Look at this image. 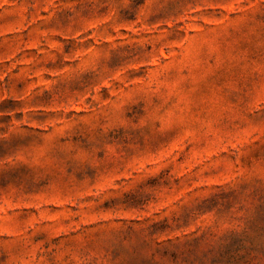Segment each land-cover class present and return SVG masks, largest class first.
<instances>
[{
	"label": "rangeland",
	"instance_id": "obj_1",
	"mask_svg": "<svg viewBox=\"0 0 264 264\" xmlns=\"http://www.w3.org/2000/svg\"><path fill=\"white\" fill-rule=\"evenodd\" d=\"M0 264H264V0H0Z\"/></svg>",
	"mask_w": 264,
	"mask_h": 264
}]
</instances>
